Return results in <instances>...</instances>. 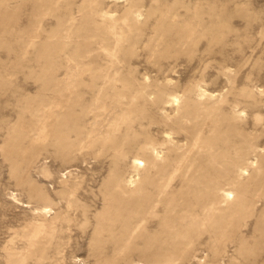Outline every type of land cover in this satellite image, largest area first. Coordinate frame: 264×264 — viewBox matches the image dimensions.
Segmentation results:
<instances>
[{
  "label": "rangeland",
  "instance_id": "rangeland-1",
  "mask_svg": "<svg viewBox=\"0 0 264 264\" xmlns=\"http://www.w3.org/2000/svg\"><path fill=\"white\" fill-rule=\"evenodd\" d=\"M0 264H264V0H0Z\"/></svg>",
  "mask_w": 264,
  "mask_h": 264
},
{
  "label": "bare ground",
  "instance_id": "bare-ground-1",
  "mask_svg": "<svg viewBox=\"0 0 264 264\" xmlns=\"http://www.w3.org/2000/svg\"><path fill=\"white\" fill-rule=\"evenodd\" d=\"M175 101H177V99H176ZM152 158H153V157H151V158H149V159L151 160ZM228 194H231V192H228ZM228 194H227V195H228Z\"/></svg>",
  "mask_w": 264,
  "mask_h": 264
}]
</instances>
